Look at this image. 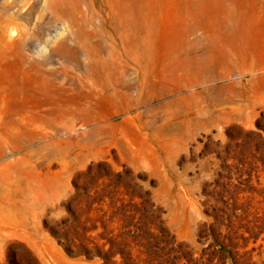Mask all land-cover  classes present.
Instances as JSON below:
<instances>
[{
  "label": "rangeland",
  "instance_id": "1",
  "mask_svg": "<svg viewBox=\"0 0 264 264\" xmlns=\"http://www.w3.org/2000/svg\"><path fill=\"white\" fill-rule=\"evenodd\" d=\"M249 52L264 0H0V264H264Z\"/></svg>",
  "mask_w": 264,
  "mask_h": 264
},
{
  "label": "bare ground",
  "instance_id": "2",
  "mask_svg": "<svg viewBox=\"0 0 264 264\" xmlns=\"http://www.w3.org/2000/svg\"><path fill=\"white\" fill-rule=\"evenodd\" d=\"M246 57L248 58L249 61L252 62L253 66H259V67H264V57L260 56L259 54L252 52V53H247ZM200 66L203 67V62H200ZM103 87V86H102Z\"/></svg>",
  "mask_w": 264,
  "mask_h": 264
}]
</instances>
